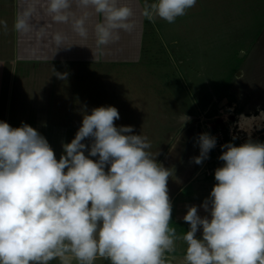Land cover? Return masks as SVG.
I'll return each instance as SVG.
<instances>
[{
    "label": "clouds",
    "instance_id": "1",
    "mask_svg": "<svg viewBox=\"0 0 264 264\" xmlns=\"http://www.w3.org/2000/svg\"><path fill=\"white\" fill-rule=\"evenodd\" d=\"M40 3L24 0L13 22L18 34L34 31ZM196 4L145 0L140 14L174 23ZM42 8L81 39L89 36V14L101 17L92 27L95 59L134 28L128 0H42ZM7 27L0 19V30ZM52 41L57 51L65 48L66 34L55 31ZM52 69L60 79L67 76ZM82 111L81 126L62 143L59 159L34 127L0 120V264H168L178 241L185 245L182 264H264V142L220 146L216 183L201 205H186L182 219L189 227L178 235L170 227L174 168L156 159L146 135L114 123L120 119L115 106ZM190 119L177 114L181 129ZM261 121L264 112L242 116L239 126L250 136L253 126L264 127ZM196 142L199 155L192 159L199 165L217 138L205 132Z\"/></svg>",
    "mask_w": 264,
    "mask_h": 264
},
{
    "label": "rangeland",
    "instance_id": "2",
    "mask_svg": "<svg viewBox=\"0 0 264 264\" xmlns=\"http://www.w3.org/2000/svg\"><path fill=\"white\" fill-rule=\"evenodd\" d=\"M141 6L139 0L137 10ZM143 25L135 60L73 64L62 71L67 76L57 79L55 119L66 129L63 142L68 143L81 126L85 106L88 114L95 107L115 106L120 119L114 123L146 135L153 154L159 153L156 159L174 168L170 195L180 185L178 176L186 179L193 170L205 176L223 164L213 149L201 164L193 162L198 135L209 133L204 119L232 125L240 111L264 110V0H197L174 23L144 17ZM182 112L191 119L181 129L177 114ZM231 129L239 136L236 145L249 140ZM263 135L264 129L258 130L251 140Z\"/></svg>",
    "mask_w": 264,
    "mask_h": 264
},
{
    "label": "crops",
    "instance_id": "3",
    "mask_svg": "<svg viewBox=\"0 0 264 264\" xmlns=\"http://www.w3.org/2000/svg\"><path fill=\"white\" fill-rule=\"evenodd\" d=\"M23 2L24 0H0V19H5L8 25L7 31L0 30V120L13 127L21 126L22 122L34 127L48 140L59 159L63 152L60 143H64L63 140L66 139V129L55 119L54 103L58 77L54 75L52 67L62 73L73 64L98 65L104 62L135 60L142 44L144 17L137 10L139 0H128L135 12V29L123 32L120 41L107 46L101 58L95 59L92 27L101 17L94 13L89 14V36L81 39L72 32L70 25L53 23L44 13L41 0L37 4L34 31L21 35L14 30L13 22ZM76 11L79 14L80 10ZM49 24L51 27H48ZM55 31L66 34L65 48L58 51L52 41V33ZM197 172L198 170H193L186 179L178 176L176 180L180 185L169 195L175 221L182 223L185 231L189 227L182 219L187 211L186 205H201L216 183L214 177L207 178ZM200 214L206 213L200 209ZM184 247L182 241L177 242L175 253L166 257L168 264H182ZM50 264L59 262L53 260ZM96 264H109V261L98 259Z\"/></svg>",
    "mask_w": 264,
    "mask_h": 264
},
{
    "label": "built area",
    "instance_id": "4",
    "mask_svg": "<svg viewBox=\"0 0 264 264\" xmlns=\"http://www.w3.org/2000/svg\"><path fill=\"white\" fill-rule=\"evenodd\" d=\"M205 120H207V119H204V121L202 123L204 128H206V130H208V132L211 135H213V136H215L217 138V145L213 149L217 156H219L221 154V151H222V149L220 147L221 145H223V144H225L227 142H232V143H234L236 145V143L239 141L238 133H237L236 136L234 135V133H233L234 129H231L232 126H231L230 122H227V121L224 120L223 123H220V124L216 125V124L206 123ZM228 126H230L231 128H228ZM236 130L238 131L237 127H236ZM233 137H236V139L233 140ZM239 145H240V143L237 144V146H239ZM216 168L217 167L212 168L211 170H206L205 177H207V178L214 177V171H215Z\"/></svg>",
    "mask_w": 264,
    "mask_h": 264
},
{
    "label": "bare ground",
    "instance_id": "5",
    "mask_svg": "<svg viewBox=\"0 0 264 264\" xmlns=\"http://www.w3.org/2000/svg\"><path fill=\"white\" fill-rule=\"evenodd\" d=\"M262 112H264V110L261 109V108L257 109V110H256V113H249V114H247V113H245V112H239L237 118L232 122V125H231V126H232V128H233V127H237L239 132H244V133H246V134L248 135V132L245 131L244 129L240 128V126H239V123H240V119H241V117H242V116H243V117H260ZM261 123L264 124V121H261ZM263 129H264V127H259V128H257V127H255V126H253V128H252V130H251V135H250V136L248 135V139H251V138L253 137V134H254L256 131H258V130H263ZM245 142H246V141H245Z\"/></svg>",
    "mask_w": 264,
    "mask_h": 264
},
{
    "label": "trees",
    "instance_id": "6",
    "mask_svg": "<svg viewBox=\"0 0 264 264\" xmlns=\"http://www.w3.org/2000/svg\"><path fill=\"white\" fill-rule=\"evenodd\" d=\"M141 1H142L143 5H144L145 4V0H141ZM149 2H150V0H149ZM240 112H243V111H240ZM257 142H264V135L261 136V137H259L258 140H257ZM170 227L176 228V231H177V234L178 235H182L183 232H185V229H184L183 224L182 223H177L175 221V218H174V214L173 213H172V221L170 222Z\"/></svg>",
    "mask_w": 264,
    "mask_h": 264
},
{
    "label": "water",
    "instance_id": "7",
    "mask_svg": "<svg viewBox=\"0 0 264 264\" xmlns=\"http://www.w3.org/2000/svg\"><path fill=\"white\" fill-rule=\"evenodd\" d=\"M241 54H243V53H241ZM242 56V55H241Z\"/></svg>",
    "mask_w": 264,
    "mask_h": 264
}]
</instances>
